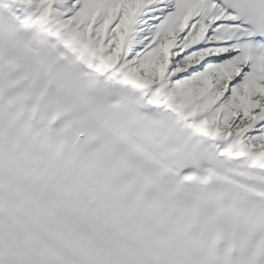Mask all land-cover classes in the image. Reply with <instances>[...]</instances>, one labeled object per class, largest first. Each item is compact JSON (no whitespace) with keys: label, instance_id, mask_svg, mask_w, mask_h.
Returning a JSON list of instances; mask_svg holds the SVG:
<instances>
[{"label":"snow or ice","instance_id":"1","mask_svg":"<svg viewBox=\"0 0 264 264\" xmlns=\"http://www.w3.org/2000/svg\"><path fill=\"white\" fill-rule=\"evenodd\" d=\"M0 264H264V0H0Z\"/></svg>","mask_w":264,"mask_h":264}]
</instances>
